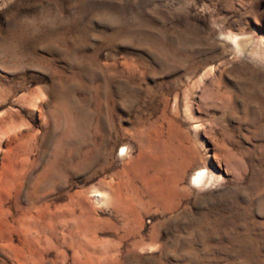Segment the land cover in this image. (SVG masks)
<instances>
[{
  "label": "rangeland",
  "instance_id": "rangeland-1",
  "mask_svg": "<svg viewBox=\"0 0 264 264\" xmlns=\"http://www.w3.org/2000/svg\"><path fill=\"white\" fill-rule=\"evenodd\" d=\"M0 207V264H264V0H0Z\"/></svg>",
  "mask_w": 264,
  "mask_h": 264
},
{
  "label": "bare ground",
  "instance_id": "bare-ground-1",
  "mask_svg": "<svg viewBox=\"0 0 264 264\" xmlns=\"http://www.w3.org/2000/svg\"><path fill=\"white\" fill-rule=\"evenodd\" d=\"M231 39H232V41L234 43V46L238 50L242 51L241 50L242 49V41L237 36H233ZM100 110H99V112H101ZM107 115H108V118L110 120V115L111 114H107ZM104 121H105L104 118H100V120L95 121V122L93 121L94 123H93V129L92 130L93 131H100V130H102V123ZM150 129L151 128L147 129V131H144L143 129H142V131L141 130H136L134 132V134H135V136H136V138L138 140H140L142 138L145 140L147 138V140H146L147 147L151 146V148H155L156 145H154L153 143H149L150 142V139L149 138H151V136H152V132H151ZM76 135H78V134H76ZM105 136H106V134H103V136L100 137V140L101 141H105L106 140V137ZM141 143H142V146H143V142H141ZM85 144H86L87 149H86V151L84 153L83 152L80 153L81 156H78L79 159H77V166L78 167H86V166L87 167H90L93 164H96L97 165L99 163L98 162L99 161V158L104 155V152H105L104 145L103 144H100V143H97L95 141L92 142V143L88 141ZM163 145H165V143H162V146ZM127 149H128V145L126 143H123L121 145V151H122V153H124ZM173 151L176 152L175 148H173ZM172 155H173V153H171V152L167 153V156L168 157H172ZM171 165H172V163L170 164V166ZM103 167L104 166H101V168H103ZM166 176H169V179H167L166 182L165 181H162L160 179V176H157L156 177V179H159L160 181L163 182V183H159L158 189H157V191H155V195H156L157 198L162 197L161 195H162V193L164 191L167 192V195L168 196L173 195V194H175L177 192L176 180H175L176 177H177V174L176 173H171V175H166ZM210 176H211V173H209L204 168H200V169H197V170L194 171V173L191 176L190 181H191V183L200 186V185H204L206 182H208V180L210 179ZM170 177H171V180H170ZM96 191H99V190H96ZM112 191H115V188L114 187L112 188ZM103 195L104 194L99 191V193L96 194L95 199H98V197H102ZM115 208L118 211L120 209V206L119 205H116ZM4 241H5V243L7 242V244H9L8 239H4Z\"/></svg>",
  "mask_w": 264,
  "mask_h": 264
}]
</instances>
